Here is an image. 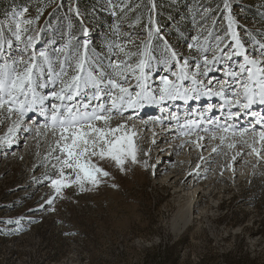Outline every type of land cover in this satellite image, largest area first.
I'll return each instance as SVG.
<instances>
[{"label":"rangeland","instance_id":"374dc122","mask_svg":"<svg viewBox=\"0 0 264 264\" xmlns=\"http://www.w3.org/2000/svg\"><path fill=\"white\" fill-rule=\"evenodd\" d=\"M159 1L165 15L178 2ZM228 3L240 30H248L246 39H261L264 0ZM71 5L79 8L82 20L68 11ZM217 5L222 6V0H195L177 7L176 15H186L188 24L179 37L173 27L177 18L159 22L157 0H0V25L7 32L12 12L27 8L25 18L33 19L39 10L29 33H39L37 49L50 39L59 40L70 25L81 42L88 29L89 48L99 56L110 53L111 43L139 42L149 27L159 26L169 45L187 52L203 9ZM108 12L110 20L102 21L100 14ZM213 16L218 17L215 33L224 35L227 21L219 12ZM153 43L157 52L164 46L158 39ZM177 103L183 123L185 106ZM190 103L206 107L219 99ZM159 115L157 106H146L129 121L138 134L139 158L145 159L143 152H148L154 167L128 164L121 172L114 165H102L111 173L103 184L85 191L65 188L51 206L46 204L54 195L45 178L53 175L43 164L46 145L37 148L31 136L21 133L20 140L27 143L0 147V264H264V161L247 155L244 145L229 149L230 136L223 144L219 132L213 139L214 128L181 135L175 121L154 122ZM121 119L115 117L112 126ZM237 123L246 120L241 117ZM6 130V124L0 126V136ZM179 177L183 185L176 182Z\"/></svg>","mask_w":264,"mask_h":264},{"label":"snow or ice","instance_id":"6c2138e0","mask_svg":"<svg viewBox=\"0 0 264 264\" xmlns=\"http://www.w3.org/2000/svg\"><path fill=\"white\" fill-rule=\"evenodd\" d=\"M68 11L82 20L78 7L71 5ZM27 12H12L7 32L0 25V126L7 125L0 147L27 143L20 140L21 133L31 136L37 148L46 145L43 164L53 175L45 178L54 192L46 201L49 206L65 188H98L111 175L102 165H114L121 172L128 164L154 167L148 152H143L145 159L139 158L138 134L129 124L146 106L159 108L161 115L154 122L175 121L181 135L214 128L213 139L219 132L223 144L230 136L229 149L244 145L247 155L264 161V36L246 39L248 30H240L228 0L216 9H203L187 52L169 45L159 26L149 27L139 42L111 43L105 56L89 48L87 28L81 42L70 25L59 40L50 39L37 49L39 33H29L39 10L33 19L25 18ZM213 12L227 21L224 35L214 31L218 17ZM149 20L155 25L151 15ZM155 39L164 45L158 52ZM205 97L218 98L219 103L195 108L190 103ZM177 102L185 106L183 123ZM217 110L221 116L214 115ZM117 116L121 122L113 127ZM241 117L243 125L237 123Z\"/></svg>","mask_w":264,"mask_h":264},{"label":"trees","instance_id":"16d2710c","mask_svg":"<svg viewBox=\"0 0 264 264\" xmlns=\"http://www.w3.org/2000/svg\"><path fill=\"white\" fill-rule=\"evenodd\" d=\"M194 2H195V0H178V2L176 4H174L175 7H173L172 10L167 15H165L163 12L164 11L163 2L157 0V5H158L157 15H158L159 22L162 23V22H165V20L177 18L176 23L177 22L178 23L176 25H174L173 27H175L174 28L175 29V35H177V37H179V35H181L182 32L186 30V28L188 27V24H186V20H187L186 15L183 17L181 15H176V12L178 11V10H176V8L178 7V9H179V7H181L183 4L187 3L189 5V4L194 3ZM248 11L251 13H254L253 10H248ZM60 14H62V13L58 12L56 14V16L59 17ZM98 14H100V13H98ZM100 15L102 17V21H105V22L109 21L111 18V14L109 12L107 14H100ZM119 18H120V16H119Z\"/></svg>","mask_w":264,"mask_h":264},{"label":"bare ground","instance_id":"6f19581e","mask_svg":"<svg viewBox=\"0 0 264 264\" xmlns=\"http://www.w3.org/2000/svg\"><path fill=\"white\" fill-rule=\"evenodd\" d=\"M161 134H162V133H161ZM164 137H165V136H164ZM185 180H186V178H185ZM176 182H178V183H180V184L183 185V181H182V178H181V177L177 178V179H176Z\"/></svg>","mask_w":264,"mask_h":264}]
</instances>
